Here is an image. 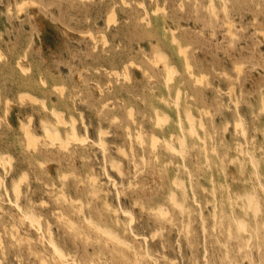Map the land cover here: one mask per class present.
Returning <instances> with one entry per match:
<instances>
[{"label":"rangeland","instance_id":"1","mask_svg":"<svg viewBox=\"0 0 264 264\" xmlns=\"http://www.w3.org/2000/svg\"><path fill=\"white\" fill-rule=\"evenodd\" d=\"M165 64L175 68L169 81ZM19 92L47 109L20 101ZM52 108L68 122L61 134L74 118L84 142L65 151L50 145L42 128L57 127ZM262 108L264 0H0V155L11 158L0 165V264H61L50 238L67 252V264H264ZM186 112L204 143L187 135ZM158 116L165 119L155 124ZM26 127L40 137L36 150L27 147ZM22 170L16 197L12 185ZM247 193L258 202L256 213ZM27 212L41 216L40 229L24 220ZM86 218L113 229L128 247Z\"/></svg>","mask_w":264,"mask_h":264},{"label":"bare ground","instance_id":"2","mask_svg":"<svg viewBox=\"0 0 264 264\" xmlns=\"http://www.w3.org/2000/svg\"><path fill=\"white\" fill-rule=\"evenodd\" d=\"M220 1H222V0H220ZM211 2V1H210ZM210 2H208V3H210ZM126 3V2H125ZM221 3V2H220ZM223 3V2H222ZM124 4V3H123ZM143 4V3H142ZM19 5H20V3H19ZM211 7H212V5H211ZM158 8V7H157ZM207 8V7H206ZM217 8V7H216ZM224 8V7H223ZM144 9V8H143ZM156 9V8H155ZM113 10V9H112ZM160 10H161V8H160ZM224 10V9H223ZM221 11V12H225V11ZM111 11V10H110ZM155 11L156 10H154V12H153V14L155 13ZM210 11H211V9H210ZM218 11V10H217ZM213 12V11H212ZM212 12H210L211 14H212ZM219 12V11H218ZM143 13H144V11H143ZM152 13V12H151ZM146 14V13H145ZM222 14V13H221ZM231 14V13H230ZM214 15V14H213ZM223 15V14H222ZM108 16V15H107ZM163 17V16H162ZM213 17V16H212ZM215 17V16H214ZM113 18V17H112ZM166 18V17H165ZM224 18H225V15H224ZM108 20H109V17H108ZM111 20V19H110ZM115 20V19H114ZM214 20V19H213ZM113 21V20H112ZM147 21V20H146ZM110 22V21H109ZM111 23V22H110ZM216 23V22H215ZM145 25V24H144ZM143 25V26H144ZM148 25V24H147ZM224 25H226V24H224ZM141 28H142V26H140ZM144 28H146V26L144 27ZM143 28V29H144ZM230 28V27H229ZM257 29V28H256ZM255 29V30H256ZM144 30H148V29H144ZM258 30V29H257ZM150 31V30H149ZM141 32H142V30H141ZM151 32V31H150ZM261 32V31H260ZM149 32L147 31V34H148ZM152 33V32H151ZM259 33V32H258ZM261 34H263V33H261ZM150 35V34H149ZM152 35H153V33H152ZM151 36V35H150ZM154 36V35H153ZM152 36V37H153ZM151 37V38H152ZM155 37V36H154ZM153 37V38H154ZM172 37V36H171ZM230 37V36H229ZM104 39V38H103ZM149 39V38H148ZM92 40V39H91ZM152 40V39H151ZM231 40V39H230ZM171 41V40H170ZM173 42H174V40H173ZM177 47V46H176ZM183 48V47H182ZM182 48H180V49H182ZM188 48V47H187ZM179 49V50H180ZM185 49V48H184ZM178 50V49H177ZM154 53V52H153ZM155 54H157L155 57L157 58L158 57V59L160 60V61H164V58H165V55H163L162 53H155ZM154 54V55H155ZM184 56V55H183ZM19 59V58H18ZM17 59V60H18ZM131 61V60H130ZM184 61V60H183ZM147 62V61H146ZM17 63V62H16ZM128 64V63H127ZM131 64V63H130ZM153 64H154V62H153ZM156 64V63H155ZM170 65V64H169ZM168 64H165L164 65V70H166V78H167V81H169V80H171L172 79V76H173V74L175 73V68H173V67H171V65L169 66ZM131 66V65H130ZM240 66V65H239ZM137 67V66H136ZM237 69V68H236ZM183 71H186V69L185 70H183ZM183 71H180V72H183ZM116 73H117V71H115ZM126 72V71H125ZM144 74V73H143ZM122 75H123V73H122ZM125 75H127V74H125ZM181 75H183V74H181ZM186 76V75H185ZM27 77V76H26ZM127 77V76H126ZM187 77V76H186ZM150 78V77H149ZM122 79H125V76H124V78H122ZM163 80H164V78H163ZM187 80V79H186ZM28 81V80H27ZM194 81H195V79H194ZM40 82V81H39ZM165 82V81H164ZM186 83V82H185ZM41 84V83H40ZM166 88V87H165ZM167 90V89H166ZM177 92V91H176ZM175 92V94L174 95H179V93L177 94ZM14 93V92H13ZM19 93H20V95H19ZM18 93V95H19V100L20 101H28V102H30V103H32V104H38V105H40L41 106V108H43V109H47L46 108V104H45V102H44V100H42V99H39V98H37L36 96H34V95H32V94H30V93H27V92H19ZM116 93V92H115ZM167 93V92H166ZM117 94V93H116ZM168 95V94H167ZM15 96V95H14ZM16 97V96H15ZM61 97V96H60ZM175 98H177L176 96H175ZM189 98V97H188ZM159 99H160V97H159ZM261 99V98H260ZM110 101V100H109ZM160 101V100H159ZM176 101H177V99H176ZM57 102V101H56ZM72 102V101H71ZM262 103L263 104V102H262V100H259V103ZM163 103V102H162ZM52 104V103H51ZM73 104V103H72ZM165 104H166V102H165ZM236 104V103H235ZM234 104V105H235ZM174 105V104H173ZM261 105V104H260ZM71 106V105H70ZM51 107V106H50ZM119 107V106H118ZM175 107H176V109H177V106H176V104H175ZM29 108H31V107H29ZM28 108V109H29ZM71 108V107H70ZM131 108V107H130ZM183 108H185V107H183ZM226 108V107H225ZM235 108H237V107H235ZM32 109H33V107H32ZM101 109V108H100ZM127 109V108H126ZM182 109V108H181ZM180 109V110H181ZM263 109V108H262ZM262 109H261V111H262ZM35 110V109H34ZM264 110V109H263ZM44 111V110H43ZM176 111V110H175ZM183 111V110H182ZM190 111V110H189ZM49 112V114H50V116H51V118L54 120V125H57V127H52L51 125H49L48 126V124L47 125H44V127L42 128L43 129V131H44V137L46 138V140L50 143V145L51 146H53V145H57V147L59 148V149H61V150H63V151H65V150H67L68 149V146L72 143V142H78V143H82V142H84V140L83 139H81L80 137H82V136H79V134L77 133V131H76V127L74 126V118L72 119V117L70 118V119H72V121L69 123V130L68 131H66V134H65V136L63 135V133L61 134V132H60V129H59V127H61V126H67V124H68V122L65 120V118H64V116H63V112H60V111H57V110H55V109H51V110H49L48 111ZM100 111H98V113H99ZM103 112V111H102ZM178 112V111H177ZM176 112V113H177ZM263 112V111H262ZM45 113V112H44ZM66 113V112H65ZM130 113H132V112H130ZM161 113V112H160ZM187 113V112H186ZM183 114H185L184 113V111H183ZM264 114V113H263ZM5 115V114H4ZM68 115V114H67ZM106 115V114H105ZM37 116V115H36ZM43 116V115H42ZM45 116V115H44ZM163 116H166V115H163ZM178 116V115H177ZM185 116V120H186V122H187V125H188V127H187V131H186V133H187V135H189L190 137H196L197 139H200L199 138V136H198V131H197V129H196V127H195V119H194V117H193V115L190 113V112H188L186 115H184ZM239 116V115H238ZM30 117L31 116H29V119H30ZM103 117H105V116H103ZM131 117V116H130ZM155 117V116H154ZM159 117V119L157 120V119H155L156 120V123L155 124H157V121H159L158 123H160L161 121H163L165 118V120H167V118H168V116H166L165 118H163L162 116H158ZM178 118V117H177ZM180 118V117H179ZM178 118V119H179ZM240 118V117H239ZM44 119V118H43ZM113 119H114V116H113ZM132 119V118H131ZM198 119H200V118H198ZM74 120V121H73ZM100 120V119H99ZM106 120V119H105ZM110 120H111V118H110ZM37 121H38V116H37ZM103 121V120H102ZM114 121V120H113ZM200 121V120H199ZM27 122V121H26ZM30 122V121H29ZM28 122V123H29ZM48 122V121H47ZM82 122V121H81ZM165 122V121H164ZM164 122H162L161 123V126H162V124L164 123ZM239 122V121H238ZM27 123V124H28ZM41 123H42V121H41ZM40 123V124H41ZM39 124V123H38ZM43 124V123H42ZM41 124V125H42ZM88 125V124H87ZM186 125V124H185ZM198 125H199V123H198ZM201 125H202V123H201ZM236 125V127L237 126H240L239 124L237 125V123L235 124ZM37 126H39V125H37ZM203 126V125H202ZM23 127H24V125H23ZM29 127V126H28ZM28 127H26V128H23L24 129V139H25V141H26V144H27V147L28 148H31V149H33V150H36V147H37V144H38V142H39V136L38 135H36L35 133H33L30 129H28ZM34 127H35V125H34ZM42 127V126H41ZM199 127H200V125H199ZM235 127V128H236ZM99 128V127H98ZM182 128V127H181ZM100 129V128H99ZM125 129V128H124ZM138 129H139V127H138ZM40 130V129H39ZM135 130V129H134ZM99 131V133L100 132H103L102 130H98ZM235 131V130H234ZM243 131H244V129H243ZM104 133V132H103ZM103 133H101V135L103 134ZM126 133V132H125ZM138 133H136V136L139 138V136L137 135ZM162 134V133H161ZM181 134H182V132H181ZM98 135H100V134H98ZM104 135V134H103ZM183 135V134H182ZM135 136V135H134ZM136 136H135V138H136ZM150 136H151V134H150ZM243 136V135H242ZM185 137L186 136H184L183 135V137L182 138H184V139H180L179 137H178V139L180 140H178L179 142H181L180 143V147L181 148H179V151H182L183 150V148H184V143H185ZM129 138V137H128ZM141 138V137H140ZM139 138V139H140ZM151 138V137H150ZM149 138V139H150ZM154 139H157V138H154ZM154 139H151V142H152V145H153V147H154V145H155V143H156V140H154ZM162 139V138H161ZM42 140V139H41ZM142 140V139H141ZM153 140V141H152ZM201 140V139H200ZM102 141V140H101ZM104 141H106V140H104ZM104 141H102V143H104ZM139 142H140V140H138ZM162 141H163V139H162ZM173 141H174V139H173ZM202 141V143H204L203 142V140H201ZM130 142V141H129ZM165 140L163 141V143L165 144ZM189 142V141H188ZM234 142H236V141H234ZM244 142H245V140H244ZM24 144H25V142H24ZM26 144H25V146H26ZM48 144V143H47ZM166 144H167V142H166ZM165 144V145H166ZM240 144V143H239ZM96 145V144H95ZM99 145H100V143H99ZM150 145V144H149ZM151 145V146H152ZM48 146V145H47ZM83 146V145H82ZM169 146V151H175L176 149L174 148V147H172V146H170V144H168L167 145V147ZM236 146H237V144H236ZM240 146H241V144H240ZM74 147V146H73ZM84 147V146H83ZM131 147V146H130ZM178 147V146H177ZM202 147V146H201ZM101 148H102V145H101ZM107 149H109L108 147H106ZM119 148V147H118ZM152 148V147H151ZM263 148V147H262ZM48 149H50V148H48ZM99 149V148H98ZM182 149V150H181ZM253 149V148H252ZM105 150V149H104ZM111 150V149H110ZM117 150V149H116ZM141 150V149H140ZM234 150H235V148H234ZM48 151V150H47ZM56 152H57V150H55ZM85 151V150H84ZM100 151H101V149H100ZM99 151V152H100ZM106 151H108V150H106ZM106 151H104V152H106ZM123 151V150H122ZM122 151H120V154H121V152ZM129 151H130V149H129ZM177 151V150H176ZM238 151H239V149H238ZM237 151V152H238ZM241 151V150H240ZM245 151V150H244ZM49 152V151H48ZM71 152V151H70ZM89 152V151H88ZM102 152V151H101ZM116 152H118L119 153V151H116ZM5 153V152H4ZM124 154H125V151L123 152ZM131 153V152H130ZM177 153V152H176ZM179 153V152H178ZM183 153V152H182ZM239 153V152H238ZM249 153V152H248ZM58 154V153H57ZM91 154H92V152H91ZM109 154V153H108ZM181 154V153H180ZM239 154H241V153H239ZM6 156H4V155H0V165H3V167H4V165L6 164V163H8L9 164V162H10V160H11V158L9 157V156H7V153L5 154ZM97 155V154H96ZM126 155V154H125ZM93 156V155H92ZM180 156V155H179ZM240 156H242V155H240ZM107 157V156H106ZM109 157V156H108ZM108 157L106 158L107 160H108ZM111 157V156H110ZM122 157V156H121ZM133 157V156H132ZM155 157V156H154ZM236 157V156H235ZM99 158H100V156H99ZM104 158V157H103ZM141 158V157H140ZM180 158L182 159V155L180 156ZM241 158V157H240ZM25 159H27V158H25ZM94 159V158H93ZM112 159H114V158H112ZM250 159H251V156H250ZM96 161H97V159H95ZM99 160V159H98ZM106 160V161H107ZM110 160V159H109ZM147 160V159H146ZM230 160V159H229ZM235 160H237V159H235ZM113 161V160H112ZM241 162L243 161L242 159L240 160ZM95 162V161H94ZM101 161H99V163H100ZM105 162V161H104ZM110 162H111V160L109 161V162H107V164L109 163L110 164ZM119 162H120V160L118 161V164H119ZM245 162V161H244ZM250 162H252V160H250ZM25 163H26V161H25ZM235 163H238L237 161L235 162ZM7 164V165H8ZM37 164V163H36ZM101 164V163H100ZM114 164H115V161H114ZM114 164L112 163V164H110V165H112V167L114 166ZM132 164V163H131ZM239 164V163H238ZM241 164V163H240ZM252 165H253V163H251ZM93 165L94 164H92V167H93ZM256 165V164H255ZM10 166V165H9ZM27 166V165H26ZM32 166V165H31ZM94 166H96V165H94ZM104 166V165H103ZM107 166V165H106ZM116 166H117V163H116ZM115 166V167H116ZM242 165H240V167H241ZM254 166V165H253ZM1 167V166H0ZM2 167V170H5L4 168ZM25 167V166H24ZM102 167V166H101ZM105 167V166H104ZM133 167V166H132ZM238 167V166H237ZM254 167H256V166H254ZM8 168V167H7ZM14 169V168H13ZM89 169H92V168H89ZM109 169V168H108ZM113 169H115L114 167H113ZM118 169V168H117ZM119 169H120V167H119ZM185 169V168H184ZM254 169V168H253ZM36 170H38V169H36ZM103 170V169H102ZM23 171V170H22ZM21 171V172H22ZM91 171V170H90ZM101 171V170H100ZM105 171V170H104ZM103 171V172H104ZM117 171V170H116ZM186 171H187V169H186ZM20 172V171H19ZM24 172V171H23ZM35 172H37V171H35ZM132 172H133V170H132ZM237 172H239V168H238V171ZM10 173H12V172H10ZM14 173V172H13ZM188 173V172H187ZM241 173V172H240ZM254 173H257V171L256 172H254ZM19 174V173H18ZM37 174V173H36ZM85 174V173H84ZM99 174V173H98ZM97 174V175H98ZM104 174V173H103ZM118 175L117 176H119V171H118V173H117ZM238 174V173H237ZM15 175V174H14ZM123 175H124V173H123ZM136 175V174H135ZM187 175V174H186ZM189 175V174H188ZM240 175V174H239ZM16 176V175H15ZM19 176V175H18ZM30 176V175H29ZM41 176V175H40ZM66 176V175H65ZM104 176V175H103ZM133 176V175H132ZM251 176V175H250ZM25 177H26V175H25V172H24V174H22V175H20L19 176V178H17V180L13 183V185H12V191H13V193L16 195V197H18L19 195H20V193H21V183L23 182V180L25 179ZM89 177H90V174H89ZM88 177V178H89ZM109 177H110V175H109ZM175 177V176H174ZM241 177V176H240ZM248 177V176H247ZM13 178V177H12ZM62 178V177H61ZM91 180L90 181H92L93 183L94 182H96V179L97 178H95V177H92V175H91ZM89 178V179H90ZM106 178V177H105ZM119 178V177H118ZM44 179V178H43ZM172 179H174V178H172ZM224 179V178H223ZM243 179V178H242ZM249 179V178H248ZM257 178H255V181H257L256 180ZM108 180H110V179H108ZM113 180V179H112ZM170 180H171V178H170ZM34 181V180H33ZM107 181V180H106ZM188 181H189V179H188ZM243 181V180H242ZM246 181V180H245ZM254 181V180H253ZM91 182V183H92ZM102 182V181H101ZM100 182V183H101ZM134 182V181H133ZM178 182V181H177ZM179 182H181V181H179ZM178 182V183H179ZM224 182V181H223ZM90 183V184H91ZM112 183V182H111ZM118 183V182H117ZM171 183V182H170ZM219 183V182H218ZM3 184V183H2ZM172 184V183H171ZM174 184V183H173ZM177 184V183H176ZM180 184H182L183 185V182H181ZM210 184H212V183H210ZM225 184V183H224ZM244 184V183H243ZM246 184V183H245ZM256 184H257V182H256ZM92 185V184H91ZM106 184H104V186H105ZM113 185V184H112ZM124 185H126V184H124ZM253 185V184H252ZM43 186V185H42ZM118 186H119V183H118ZM121 186L122 185H120V188H121ZM128 186V185H127ZM212 186V185H211ZM226 186V185H225ZM224 186V187H225ZM257 186V185H256ZM2 187H4V186H2ZM34 187V186H33ZM36 187H39L38 185L36 186ZM107 187V186H106ZM105 187V188H106ZM116 187V186H115ZM126 187V186H125ZM189 187H190V185H189ZM217 187V186H216ZM220 187V186H219ZM227 187V186H226ZM9 188H11L10 186H9ZM24 188V187H23ZM28 188V187H27ZM104 188V189H105ZM124 188V187H123ZM212 188V187H211ZM250 188H251V185H250ZM254 188H255V186H254ZM258 188V187H257ZM34 189V188H33ZM39 190H41L40 189V187L38 188ZM74 189V188H73ZM72 189V190H73ZM115 189V188H114ZM180 189H182V188H180ZM189 189V188H188ZM252 189V188H251ZM259 189H261L260 188V185H259ZM262 189H263V187H262ZM31 190V189H30ZM125 190V189H124ZM223 190V189H222ZM226 190V189H225ZM11 191V190H10ZM94 191V190H93ZM107 191V190H106ZM115 191V190H114ZM171 191V190H170ZM184 191V190H183ZM232 191V190H231ZM27 192V191H26ZM33 192H37V191H33ZM39 192V191H38ZM108 192H109V189H108ZM117 192V191H116ZM172 192V191H171ZM233 192V191H232ZM243 192V191H242ZM246 192V191H245ZM244 192V193H245ZM253 192V191H252ZM92 193V192H91ZM210 193H213V191L212 192H210ZM225 193H226V191H225ZM228 193V192H227ZM23 194H24V192H23ZM35 194V193H34ZM73 194V193H72ZM86 194V193H85ZM109 194V193H108ZM130 194V193H129ZM167 194V193H166ZM168 194H169V192H168ZM193 194V193H192ZM191 194V195H192ZM229 194V193H228ZM41 195V194H40ZM46 195V194H45ZM220 195H221V193H220ZM232 195H233V193H232ZM235 195H237V194H235ZM234 195V197H236ZM242 195V194H241ZM28 196V195H27ZM26 196V197H27ZM36 196V195H35ZM38 196V195H37ZM76 196V195H75ZM118 196V195H117ZM124 196V195H123ZM183 196V195H182ZM229 196V195H228ZM239 196V195H238ZM16 197L15 198H13V199H15L16 200ZM31 197V196H30ZM34 197V196H33ZM46 197H48V196H46ZM45 197V198H46ZM73 197V196H72ZM84 197V196H83ZM212 197V196H211ZM240 197V196H239ZM255 196H252L251 194L250 195H248V193H247V195L245 194V199H247V203H246V205H248L249 207H251V211H253V212H257L258 210H259V205H258V202L255 200V198H254ZM20 198H22L21 196H20ZM50 198V197H49ZM52 198V197H51ZM65 198V197H64ZM74 198V197H73ZM122 198V197H121ZM180 198V197H179ZM187 198V197H186ZM219 198V197H218ZM225 198H226V195H225ZM230 198H231V196H230ZM229 198V199H230ZM37 200V201H39L37 198H34V200ZM117 199V198H116ZM132 199V198H131ZM135 199H137V198H135ZM170 199V198H169ZM171 201H172V204L173 205H176L177 206V208H182L181 206L182 205H180V203L175 199V195H172L171 196ZM193 200H194V198H192ZM236 199H237V197H236ZM243 199H244V196H243ZM43 200V199H42ZM64 200H66V199H64ZM63 200V201H64ZM114 200V199H113ZM122 200H124V199H122ZM127 200V199H126ZM132 200H134V199H132ZM183 200H184V198H183ZM208 200V199H207ZM226 200V199H225ZM239 200V199H238ZM30 201V200H29ZM55 201V200H54ZM53 201V202H54ZM69 201V200H68ZM88 201H89V199H88ZM185 201V200H184ZM16 202H17V200H16ZM25 202V201H24ZM27 202V201H26ZM74 202V201H73ZM75 202H76V200H75ZM117 202H118V200H117ZM221 202V201H220ZM219 202V203H220ZM11 203V202H10ZM19 203H21V200H20V202ZM27 203H29V202H27ZM52 203V202H51ZM63 203V202H62ZM116 203V202H115ZM132 203H133V201H132ZM134 203H135V201H134ZM140 202H138V204H139ZM196 203V202H195ZM208 203V202H207ZM214 203H215V201H214ZM229 203V202H228ZM242 203H245V202H243L242 201ZM80 204H81V202H80ZM79 204V205H80ZM114 204V203H113ZM123 204V203H122ZM122 204H120V206L122 205ZM171 204V205H172ZM183 204V203H182ZM235 204V203H234ZM234 204H233V206H234ZM14 205V204H13ZM23 205V204H22ZM51 205V204H50ZM106 205H108V204H106ZM172 205V206H173ZM227 205H230V204H227ZM16 206V204L14 205V207ZM71 206V205H70ZM81 206V205H80ZM114 206H115V204H114ZM119 206V205H118ZM119 206V207H120ZM132 206H133V204H132ZM171 206V207H172ZM175 206V207H176ZM20 207V206H19ZM139 207H141V206H139ZM174 207V208H175ZM155 208V207H154ZM157 208V207H156ZM186 208V207H185ZM227 208H228V206H227ZM247 208V206L245 207V209ZM20 209V208H19ZM27 209V208H26ZM30 209V208H29ZM74 209V208H73ZM79 209V208H78ZM81 209V208H80ZM113 209H115V208H113ZM121 209H122V207H121ZM142 209V208H141ZM148 209V208H147ZM166 209V208H165ZM178 209V210H179ZM55 210V209H54ZM118 210H120V209H118ZM118 210H117V212H118ZM157 212L159 213V214H161V215H165L166 214V212H165V210L161 207V206H159L157 209ZM155 210V211H156ZM181 210V209H180ZM45 211H47V210H45ZM50 211V210H49ZM112 211V210H111ZM125 211V210H124ZM123 211V212H124ZM11 212V211H10ZM17 212H19V211H17ZM120 212V211H119ZM126 213H127V211H125ZM169 212H171L170 211V208H169ZM230 212H231V210H230ZM252 212V213H253ZM60 213V212H59ZM129 213V212H128ZM188 213V212H187ZM220 213V212H219ZM255 213L254 214H252V215H255ZM15 214V213H14ZM156 214V213H155ZM158 214V215H159ZM225 214V213H224ZM24 215V217L23 218H25L24 220H27V222L29 223V225L30 226H33V227H31V228H37V229H40L41 228V224H40V220H39V217H41V216H37V215H35L33 212H27V213H24L23 214ZM121 215H123V214H121ZM187 215V214H186ZM46 216H49V214L47 215L46 214ZM51 216V215H50ZM61 216V215H60ZM128 216V215H127ZM222 216V215H221ZM220 216V217H221ZM231 216V215H230ZM19 217V216H18ZM21 217V216H20ZM159 217V216H158ZM218 217V216H217ZM226 217H228L227 215H226ZM253 217V216H252ZM12 218V217H11ZM43 218V217H42ZM46 218H48V217H46ZM57 218V217H56ZM115 218H116V216H115ZM121 218H122V216H121ZM133 218V217H132ZM254 218H255V216H254ZM45 219V218H44ZM130 219V218H129ZM231 219H234V218H231ZM53 220H54V218H53ZM82 220H83V218H82ZM121 220V219H120ZM133 220V219H132ZM213 220V219H212ZM217 220V219H216ZM18 221H19V219H18ZM42 221V220H41ZM44 221H46V220H44ZM86 221L89 223V225L91 224V225H93L94 226V228H95V230H97V231H99V232H101L103 235H105L109 240H111L113 243H115V244H122V245H126L127 246V244H129L128 242H126V240H124V239H122L119 235H118V233L117 232H115L113 229H111L110 227H108V226H104V225H100V224H98V223H94L90 218L89 219H87L86 218ZM115 221V220H114ZM129 221H131V220H129ZM203 221V220H202ZM22 222V221H21ZM20 222V223H21ZM123 222V221H122ZM217 222V221H216ZM67 223H68V225L69 226H71V227H73L74 226V224L73 223H71L70 221L68 222L67 221ZM132 223V222H131ZM218 223V222H217ZM57 224V223H56ZM122 224V223H121ZM130 224V223H129ZM202 224H203V222H202ZM236 224H237V228L238 229H244L245 228V223H244V221H241V220H238L237 219V222H236ZM61 225V224H60ZM87 225V224H86ZM262 225V224H261ZM17 226V225H16ZM174 226V225H173ZM226 226H227V224H226ZM236 226V225H235ZM255 226V225H254ZM14 227V226H13ZM45 227H47V226H45ZM56 227H57V225H56ZM59 227V226H58ZM131 227V226H130ZM228 227V226H227ZM16 228V227H15ZM35 228V229H36ZM48 228V227H47ZM124 228V227H123ZM184 228H186V227H184ZM93 229V228H92ZM20 230V229H19ZM33 229H31V231H32ZM48 230V229H47ZM123 230V229H122ZM125 230V229H124ZM228 230V229H227ZM41 231V230H40ZM43 232H44V230H42ZM49 231V230H48ZM129 231V230H128ZM255 231V230H254ZM39 232V231H38ZM72 232V231H71ZM124 232V231H123ZM122 232V233H123ZM236 232V231H235ZM238 232V231H237ZM37 233V232H36ZM42 233V232H41ZM56 233V232H55ZM131 233V232H130ZM34 234H35V232H34ZM45 234H46V232H45ZM132 234V233H131ZM56 235H57V233H56ZM61 235H62V231H61ZM74 235V234H73ZM72 235V236H73ZM132 235H134V234H132ZM139 235V234H138ZM230 235V234H229ZM239 235V234H238ZM9 236H11V235H9ZM37 236V235H36ZM42 236V235H41ZM58 236V235H57ZM68 236V235H67ZM78 236V235H77ZM136 236V235H135ZM38 237H39V235H38ZM49 237H50V235H49ZM48 237V238H49ZM137 237V236H136ZM250 237V236H249ZM12 238V237H11ZM135 238V237H134ZM231 238V237H230ZM25 239V238H24ZM35 239H37V238H35ZM34 239V240H35ZM71 239V238H70ZM74 239V238H73ZM98 239H100V238H98ZM141 239V238H140ZM1 240V239H0ZM66 240V239H65ZM138 240V239H137ZM37 241V240H36ZM40 241H41V239H40ZM4 242V241H3ZM46 242V241H45ZM78 242H79V240H78ZM146 242H148V241H146ZM15 243V242H14ZM48 243V242H47ZM82 243H84V240H83V242ZM132 243V242H131ZM39 244V243H38ZM49 244H52L51 246H52V248H53V251L52 252H54L57 256H58V258L60 259V262H61V264H67L66 262H64V259L66 258V251H64V252H66L65 254L63 253V251H61V249L56 245L57 244V242L53 239V238H50L49 239ZM61 244V243H60ZM147 244V243H146ZM102 245V244H101ZM40 246V245H39ZM48 246V245H47ZM111 246V245H110ZM27 247V246H26ZM80 247V246H79ZM82 247H83V245H82ZM102 247V246H101ZM128 247V246H127ZM45 248V247H44ZM47 248V247H46ZM63 248V247H62ZM84 248V247H83ZM111 248V247H110ZM138 248V247H137ZM43 249V248H42ZM120 249V248H119ZM145 249V248H144ZM52 250V249H51ZM112 250V249H111ZM135 250V249H134ZM134 250H132V251H134ZM76 250H74V252H75ZM146 251V250H145ZM74 252H73V254H74ZM106 252H108V251H106ZM40 253V252H39ZM103 253V252H102ZM120 253V252H119ZM101 255V254H100ZM49 256H51V255H49ZM133 256V255H132ZM139 256V255H138ZM72 257H73V255H72ZM89 257V256H88ZM90 257H92V256H90ZM144 257H146L145 255H144ZM45 258V257H44ZM74 258V257H73ZM77 258H78V256H77ZM134 258V257H133ZM138 258V257H137ZM136 258V259H137ZM147 258V257H146ZM39 260V259H38ZM41 260V259H40ZM39 260V261H40ZM138 260V259H137ZM137 260H136V262H137ZM149 261H150V259H148ZM66 261V260H65ZM68 261V260H67ZM70 261V260H69ZM73 261V260H72ZM82 261V260H81ZM80 261V262H81ZM103 261V260H102ZM105 261V260H104ZM126 261V260H125ZM127 261H128V259H127ZM148 261V262H149ZM76 262V261H75ZM74 262V263H75ZM119 262V261H118ZM53 263V262H52ZM122 263V262H121ZM144 263V262H143ZM82 264V263H81ZM86 264V263H85ZM89 264H90V262H89Z\"/></svg>","mask_w":264,"mask_h":264}]
</instances>
